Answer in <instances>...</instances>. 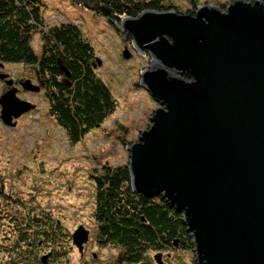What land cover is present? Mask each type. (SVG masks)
I'll return each instance as SVG.
<instances>
[{"label": "water", "instance_id": "water-1", "mask_svg": "<svg viewBox=\"0 0 264 264\" xmlns=\"http://www.w3.org/2000/svg\"><path fill=\"white\" fill-rule=\"evenodd\" d=\"M76 2L115 23L99 0ZM198 4L194 15L148 10L115 23L152 58L141 87L159 104L127 148L132 188L182 215L196 264H264V4ZM5 85L1 119L16 127L36 106L12 79ZM21 87L41 92L32 80ZM72 239L83 254L90 231L80 226Z\"/></svg>", "mask_w": 264, "mask_h": 264}, {"label": "rangeland", "instance_id": "rangeland-1", "mask_svg": "<svg viewBox=\"0 0 264 264\" xmlns=\"http://www.w3.org/2000/svg\"><path fill=\"white\" fill-rule=\"evenodd\" d=\"M195 1L166 0V3L177 9L173 11L194 13L198 3L227 8L236 0ZM43 15L51 24L70 22L82 30L94 48L96 72L110 88L117 108L100 128L91 130L75 144L50 114L44 91H23L19 98L36 107L14 120L16 127H7L0 118V187L3 185L11 200H21L23 208L42 211L43 225L50 226L49 236L59 233V243L53 246L48 264H110L118 251L102 248L98 242L93 217L94 178L103 166L128 165L127 147L139 140L141 131L149 129L150 118L159 104L141 87V74L151 67L153 60L134 48L131 37L119 35L116 24L120 23H112L74 0H44ZM40 40V34H35L31 41L37 53H41ZM126 51L131 55L128 60L124 57ZM4 65V73L10 78L37 84L30 66ZM1 81L0 95L6 86ZM11 200L0 196V221L8 219L5 212L10 210ZM80 226L90 231L83 254L71 242ZM6 240L12 243L13 237ZM43 251L33 250L28 255L29 264L41 262ZM162 253L163 264H196L194 251L190 249ZM158 254H149L153 264H158L155 260Z\"/></svg>", "mask_w": 264, "mask_h": 264}, {"label": "trees", "instance_id": "trees-1", "mask_svg": "<svg viewBox=\"0 0 264 264\" xmlns=\"http://www.w3.org/2000/svg\"><path fill=\"white\" fill-rule=\"evenodd\" d=\"M99 1L114 11L118 23L148 10H177L166 0ZM256 1L264 4V0H248ZM43 5L44 0H0V62L30 66L50 114L76 144L115 113L117 101L96 72L95 51L82 30L70 22L51 24L43 15ZM35 34H40L41 53L31 45ZM94 179L93 217L98 242L102 248L118 251L110 264H147L150 253L193 250L182 215L162 198L136 194L127 165L103 166ZM0 196L11 200L3 185ZM11 201L10 210L5 212L8 219L0 221V264H29L28 255L37 248L44 249L37 264H45L44 257L48 264L59 233L49 236L50 226L43 225L42 211L23 208L21 200ZM7 237H13V242Z\"/></svg>", "mask_w": 264, "mask_h": 264}, {"label": "flooded vegetation", "instance_id": "flooded-vegetation-1", "mask_svg": "<svg viewBox=\"0 0 264 264\" xmlns=\"http://www.w3.org/2000/svg\"><path fill=\"white\" fill-rule=\"evenodd\" d=\"M2 63V62H1ZM4 70H5V65H4V63H3V67L2 66H0V74H6V73H4ZM10 79H12L13 81H14V86L16 87V88H18V93H17V96L19 97L20 96V94L24 91L23 89H21L22 87H21V83L23 82V80H16V79H14V78H10V77H8L6 80H4V81H1L2 82V84H5V81H7V80H10ZM25 81V80H24ZM37 85H38V83H37ZM9 90V88L7 87V86H5L4 87V89L2 90V93H1V95L0 96H2L5 92H7ZM21 99H23V98H21ZM24 100V99H23ZM24 101H29V100H24ZM30 102V101H29ZM0 118H1V116H0ZM2 120V119H1ZM3 122V121H2ZM4 123V122H3ZM2 123V124H3ZM8 127V126H7ZM86 247V246H85ZM147 264H153V259H151V258H148V260H147V262H146Z\"/></svg>", "mask_w": 264, "mask_h": 264}]
</instances>
